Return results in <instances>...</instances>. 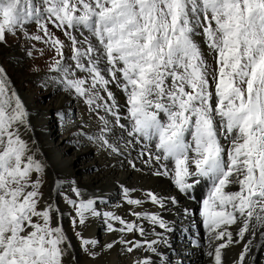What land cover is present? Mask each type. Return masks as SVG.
<instances>
[{
	"label": "snow or ice",
	"instance_id": "obj_1",
	"mask_svg": "<svg viewBox=\"0 0 264 264\" xmlns=\"http://www.w3.org/2000/svg\"><path fill=\"white\" fill-rule=\"evenodd\" d=\"M30 23L61 57L50 67L56 82L94 111L110 113L126 147L143 144L137 155L152 175L168 177L181 193L200 178L210 181L201 210L210 243L206 255L222 264V250L247 235L233 261L245 264L252 237L264 236V0H0V44ZM49 24L71 41L72 63L63 62L64 42L49 32ZM197 29L215 53L214 66L194 39ZM73 31H81L82 38ZM112 85L125 94L123 117ZM56 115L63 119L64 113ZM103 125L100 134L88 139L124 155L119 139L104 135H115L113 123L104 119ZM29 128L25 102L0 68V264H64L71 243L60 226L61 209L44 200L45 166L35 155L34 142L25 138ZM232 185L239 190H227ZM72 191L68 203L75 210L74 228L83 229L90 218L102 216L107 231L144 238L122 235L101 251L119 244L122 255L137 249L155 253L164 242L155 227L171 231L160 213L130 210L160 237L146 239L143 225L102 213L97 199L84 197L79 186ZM133 191L122 186L126 203L142 206L145 200L131 198ZM144 196L161 209L176 203L175 197L154 190ZM232 225H238L235 241ZM77 238L89 256L99 255L88 247L95 248L98 241L81 232ZM135 264L152 262L145 256Z\"/></svg>",
	"mask_w": 264,
	"mask_h": 264
},
{
	"label": "bare ground",
	"instance_id": "obj_2",
	"mask_svg": "<svg viewBox=\"0 0 264 264\" xmlns=\"http://www.w3.org/2000/svg\"><path fill=\"white\" fill-rule=\"evenodd\" d=\"M196 33L198 34V29ZM197 34L194 37L196 40L200 39ZM13 57L16 68L20 72L24 71L26 65L23 64L22 55L19 53ZM63 62L66 63L65 60ZM1 63L2 61H0ZM10 80L25 102V106L29 112L30 128L27 130L25 138H30V142H34L32 146L36 150L35 155L45 166V175L42 176L45 185L43 190L44 200L47 201L50 199L51 202L58 205L62 212L60 226L64 229L71 243V248H69L64 256V264H135L136 260L143 259L145 256L151 260L152 264H170V257L166 255V259H164L162 256V254H166L167 250L161 243L156 245L157 251L155 253L137 249L133 253H125L122 255V249L121 251L117 250L121 247L119 244L111 250L105 249L101 251L104 245L118 241L122 235L124 239L130 240L144 238L135 232L121 234L118 231H107L105 219L102 216L90 218L83 229L79 226L74 228L72 221L76 219L74 215L75 210L68 203V198H73V187L79 186L84 197L97 199L98 208L102 213L111 212L117 216L120 215L126 218L130 222L141 224L145 228L146 239L160 240L153 233V226L148 221L142 219L137 220L129 212L130 210L135 212H158L166 220L170 229L178 228L180 223L186 218L181 213L178 205L168 203L166 208L161 209L147 201L144 196V192L148 190L160 192L164 196H178L179 194L173 189L175 185L172 180L168 177L152 175L153 170L143 166L142 163V170L136 171L127 161L112 154L107 148L102 147L99 142H90L88 136L100 134L104 125L102 123L98 124V122L90 118L92 116L97 119L94 114L88 115L85 110L88 111L90 109L85 107V104L83 105L76 95L63 90L62 86L52 90V94L54 93L53 100L55 102L52 109L42 110L39 106L29 102V94L24 87L15 85L12 78ZM67 97L70 106L66 110L72 109L73 112L77 111L82 116L75 117L70 114L71 112L67 113L62 108V104ZM118 98L119 102L123 103L124 100L121 95ZM53 110L55 112L61 110L64 113L63 119L55 117L56 113ZM109 121L111 122V120ZM54 123H59L61 128L55 134L52 133L50 128ZM82 126L84 134L81 131ZM113 130L115 132L114 136L112 133L107 132L104 135L113 140L119 139L114 125ZM58 137L60 140H58ZM119 147L124 150L121 141H119ZM122 186L135 189L131 193V198L145 200V203L140 207L128 205L122 192ZM227 190L238 191V185H232ZM182 201L185 202V199L182 198ZM112 223L117 228L121 227L115 221H112ZM237 228L238 225H232L229 228L233 232L234 241L236 239L235 232ZM77 231L81 232L85 239L98 241L95 248H92L91 245L88 247L89 251L98 252L99 255L94 258L87 256L81 250V247L79 248L81 246V240L77 238ZM155 232L162 233L163 229L155 227ZM248 239L249 237L246 235L244 241L234 243L227 249H223L222 264H233V261L238 258ZM218 243L220 241L214 242L211 246ZM194 260V264H213L212 258L206 254L204 256L202 253L197 254ZM245 264H264V236L257 234V236L252 237L251 251L245 258Z\"/></svg>",
	"mask_w": 264,
	"mask_h": 264
},
{
	"label": "rangeland",
	"instance_id": "obj_3",
	"mask_svg": "<svg viewBox=\"0 0 264 264\" xmlns=\"http://www.w3.org/2000/svg\"><path fill=\"white\" fill-rule=\"evenodd\" d=\"M48 27H49V32L52 35L58 37L61 41L64 42L65 47L63 49L64 51L63 61L65 60L66 63H72L71 58L73 55V48L71 41L68 39L67 36L64 35V32L61 31L60 29L52 27L51 24H49ZM81 31L83 32L84 36H89V32L86 29H82ZM81 31H73V35H75L77 39H81L82 38ZM28 34H30V36H40L42 37V40L37 41L31 39ZM197 36L198 38L200 37V39L196 40L194 38L195 41L200 47L208 63L214 66L213 57L215 53H213L207 47L204 40V36L201 34L199 29ZM89 38L92 39L93 43H95L94 38L90 36ZM44 39L46 38L43 37V33L39 30L38 26L31 23L23 30V32H18L16 35H9L7 37V43L0 44V61H2L1 63L2 65L0 64V68L4 70V72L7 74L8 77L14 80L15 85L22 86L25 88V90L29 94V102H31V104L39 106V108H41L42 110H50L55 105V102L53 100L54 93L52 94V90H55L56 88H59V86H61L56 82L57 74L50 71V67L54 64V62L57 59H61V57L57 56L55 50L50 46L49 43H45ZM19 53L23 57L22 59L23 64L26 65L25 70L22 72H20L16 68V63L13 60L14 58L13 56H17V54ZM29 53H31V55H29ZM34 67L37 68L38 71H33L32 69ZM77 75H81V74L77 73ZM111 90L113 92V95L115 96L116 103L119 104L118 96L121 95V97L124 98L125 97L124 92L115 85L111 86ZM101 95H104V93L102 92ZM78 98L81 100V103L83 105L85 104L84 106H87L90 109L88 111L85 110V112L88 115L93 114V112L97 113L96 114L97 119L93 118L92 116L90 118L94 119L96 122H98V124L103 123L104 119L108 120V117L111 116L110 113H105L103 108L94 111L93 108L89 106L84 99L80 97ZM105 99H107L106 96ZM98 103L100 102L98 101ZM69 106H70V102L67 97L65 98V101L62 104V108L65 109L67 113L71 112L70 114L75 117L82 116L81 113H78L77 111L73 112L72 109L66 110V108ZM121 107L122 106H120V108ZM53 111L55 112V110ZM57 112H62V111L59 110ZM55 117H59V116L56 115ZM50 128L53 134L61 130L59 123H54ZM58 140H60L59 137ZM43 175H45V173H43ZM44 186L45 185L43 183L41 189L42 192L44 190ZM80 247L81 246H79V248ZM81 250H83L82 247ZM85 254L89 256L88 252H85Z\"/></svg>",
	"mask_w": 264,
	"mask_h": 264
}]
</instances>
